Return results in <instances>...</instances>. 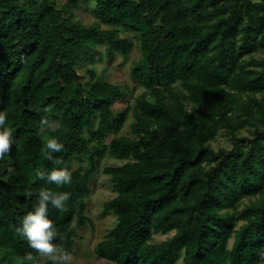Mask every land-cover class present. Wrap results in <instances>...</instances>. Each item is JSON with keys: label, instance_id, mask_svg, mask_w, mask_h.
Returning a JSON list of instances; mask_svg holds the SVG:
<instances>
[{"label": "trees", "instance_id": "obj_1", "mask_svg": "<svg viewBox=\"0 0 264 264\" xmlns=\"http://www.w3.org/2000/svg\"><path fill=\"white\" fill-rule=\"evenodd\" d=\"M134 50L140 91L99 73L98 62ZM0 111L13 138L0 160V264H31L29 252L40 262L16 228L42 187L69 194L48 216L53 242L75 253L106 156L121 162L102 170L116 195L103 206L115 222L99 257L264 263V0H0ZM42 119L63 144L53 160ZM222 133L231 145L216 148ZM53 167H67L71 184L37 176Z\"/></svg>", "mask_w": 264, "mask_h": 264}, {"label": "clouds", "instance_id": "obj_2", "mask_svg": "<svg viewBox=\"0 0 264 264\" xmlns=\"http://www.w3.org/2000/svg\"><path fill=\"white\" fill-rule=\"evenodd\" d=\"M6 124L7 113L0 111V160L11 152L13 145L12 130L6 127ZM46 129L48 134H46ZM56 131L57 127L54 124L46 119L41 120L40 134L43 137L41 151L48 160H53L52 153L63 150V144L59 139L50 135ZM62 163L61 160H54L55 165ZM11 171L12 169L9 168V172ZM37 176L57 186L71 184L72 181V173L67 167H53L49 172L37 170ZM69 198L68 193H57L46 187L40 188L32 209L22 217L20 225L16 228V232L26 238L29 247L40 258L51 261V264H74L73 254L53 242L57 237V232L53 221L48 216L49 205L63 211ZM261 259L264 260V251L261 252ZM22 260L31 262V264H39L37 256H34L32 252L26 253Z\"/></svg>", "mask_w": 264, "mask_h": 264}, {"label": "rangeland", "instance_id": "obj_3", "mask_svg": "<svg viewBox=\"0 0 264 264\" xmlns=\"http://www.w3.org/2000/svg\"><path fill=\"white\" fill-rule=\"evenodd\" d=\"M64 3L66 0H60ZM79 16L85 21L91 22L94 20L93 15L88 10H79ZM139 51L134 50L129 56L116 54L112 58H105L96 64L99 73H103L106 79L110 82L127 84L131 87H137V81L132 75V65L136 59L139 58ZM128 104L127 100H123L116 105V110L122 109ZM216 148L220 146H230L231 142L225 133H222L216 140L212 141ZM113 157L106 156L100 163V172L97 173L91 182V196L88 201V214L93 222H88L77 229L75 240L74 264H117L105 258L99 257L95 252L97 243L103 239L108 230L114 225L115 218L111 214H102L105 201L113 198L116 193L113 191L110 181V175L104 173L102 170L105 166L110 164L120 163ZM170 234H163L156 232L154 236L155 241H162ZM46 258H41L40 264H45ZM177 264H184L181 259ZM264 264V263H263Z\"/></svg>", "mask_w": 264, "mask_h": 264}]
</instances>
